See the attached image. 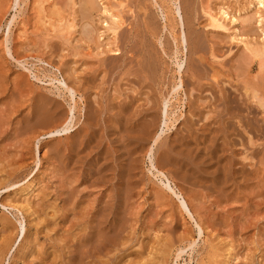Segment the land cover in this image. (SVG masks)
Here are the masks:
<instances>
[{"label": "rangeland", "instance_id": "1", "mask_svg": "<svg viewBox=\"0 0 264 264\" xmlns=\"http://www.w3.org/2000/svg\"><path fill=\"white\" fill-rule=\"evenodd\" d=\"M9 1H0V62H3L0 65L5 69L0 66V264H264V105L260 107L251 93L256 87L260 91V94L256 91L257 97H263L264 65L260 68L258 64L264 61V56L247 60L242 45L230 39L231 32L208 27L205 15L209 10L216 11L219 5L241 9L248 0H230L231 5L229 0H176L178 17L173 14L171 0H93L95 8L89 21L94 23L95 29L89 22L93 31L91 36L94 35L90 41L80 34L86 25L82 15L78 14L81 12L80 0H75L72 18L75 29L56 34L43 26L44 32L43 29L40 32L41 27L37 28L40 14L36 0L35 4L34 0H20L18 4L15 0ZM102 4L110 5L108 8L112 12L119 9L121 15L123 26L116 30L113 45H120L118 57L105 54V49L112 45H106L111 35L103 27L105 22L102 21H109L101 13ZM114 5L117 8L114 9ZM256 11L254 8L241 14L246 15L247 22L239 19L240 26L235 25L242 38L251 44H259L263 38L260 30L264 29V21L262 25L257 24ZM259 11L262 16L264 11ZM143 16H147L151 24ZM170 17H175L178 24L174 34L169 30ZM226 27L232 28L228 24ZM23 31L25 36L18 35ZM58 34L68 40L60 39ZM172 34L179 35V41H184L183 52L176 59L172 56ZM85 40L86 44H83ZM95 42L99 48L94 47ZM195 51L201 53L193 54ZM203 56L204 61L199 60ZM151 60L155 61L154 65ZM197 61L205 66L200 63L198 66ZM178 63L182 65L184 86L175 91ZM83 64H87L82 67L89 68L87 72L80 69ZM189 66L195 71L189 72ZM133 69L135 74L131 73ZM151 72L153 79L149 77ZM143 75H149L146 82ZM198 77L200 81L206 78L208 82L200 84ZM197 83L202 85L201 90H197ZM64 84L76 92L72 93V99ZM140 86L149 90L146 92L143 88L142 92ZM173 91L176 92L174 95ZM37 95L48 96L52 103L57 100L58 117L67 115L69 108L74 107L73 117L68 116H71L70 120L73 118L72 124L75 123L67 137L61 134L33 140L36 132L53 127H38L37 131L35 127L31 128ZM165 98H171L169 103L173 105L169 106L166 124L162 115ZM9 106L14 107L13 111H8ZM88 109L91 111H86ZM91 121L95 125L92 126ZM141 121L151 123L146 133L149 142L145 140V133L139 138ZM160 159L167 163L164 162L160 170L163 176L152 168ZM182 197L189 204L193 218L179 207Z\"/></svg>", "mask_w": 264, "mask_h": 264}, {"label": "bare ground", "instance_id": "2", "mask_svg": "<svg viewBox=\"0 0 264 264\" xmlns=\"http://www.w3.org/2000/svg\"><path fill=\"white\" fill-rule=\"evenodd\" d=\"M0 1H2V0H0ZM8 1V0H7ZM11 1V0H10ZM9 1V2H10ZM13 2H17V4L20 2V0H12ZM24 1V0H23ZM49 1H51V0H36V9H37V12H39V14L40 15H38V16H40V18L38 17V19H39V21H36L37 23H36V25L38 26L37 28L39 29L40 27H41V29H39L40 30V32H41V30L44 28L45 30L47 29L49 32H51V34L53 33V34H56V33H59V32H61V31H65V32H67V31H69V29H72V30H74L75 28V20H73L72 18H73V16H74V14H75V11H74V7H75V0H58V1H60V2H58L57 0H52L51 2H49ZM57 1V2H56ZM95 1V0H94ZM93 0H80V2H81V4L79 3V5H80V13H78V14H81L82 15V18H83V20H84V22H86V25L85 26H83L82 28H83V30L82 29H80V30H82L81 31V33L80 34H83V36H84V38L85 39H88L89 40V38L90 37H92L91 35H92V33H93V31L91 30V26L90 25H88V23L90 22L89 21V18L91 19V18H93V17H90L91 16V13H92V11L94 10V6H95V2H94ZM102 1V0H101ZM100 1V2H101ZM164 1V0H163ZM170 1V0H169ZM168 1V2H169ZM222 1H224V0H222ZM226 2H227V0H225ZM234 1V0H233ZM243 1H245V0H243ZM33 3L35 2V0L34 1H32ZM120 2V1H119ZM122 2V1H121ZM142 2V1H141ZM166 2V1H165ZM232 2V1H231ZM231 2H230V0H229V2L228 3H230V5H231ZM21 3V2H20ZM23 3V2H22ZM220 3V2H219ZM3 4V3H2ZM35 4V3H34ZM44 4H46V6H44ZM58 4H60V5H58ZM122 4V3H121ZM164 4H166V3H164ZM170 4L173 6V14H175V15H177V17L179 16V14H178V9H177V7H176V0H171V2H170ZM170 4H169V7H171L172 8V6H170ZM223 4H227V3H223ZM233 4V3H232ZM234 4H236V3H234ZM16 5V4H15ZM78 5V6H79ZM118 5V4H117ZM116 5V6H117ZM120 5V4H119ZM229 5V4H228ZM241 5V4H240ZM243 5V4H242ZM2 6V5H1ZM3 6H5L6 8L5 9H7V6H6V4L4 5L3 4ZM12 6V5H11ZM110 6V5H109ZM108 6V7H109ZM121 6V5H120ZM136 6V5H135ZM141 6V5H140ZM144 6V5H143ZM164 6V5H163ZM220 6V5H219ZM217 6L218 8L217 9H215L216 11H211V10H209V11H205L206 13H205V15L207 16V20H208V24L209 25H207L208 27L210 26V28H213L214 30L215 29H218V30H224V31H229V33L231 32V35H230V39L232 40V41H234V42H236L237 44H241L242 45V47H243V51H245L244 53H247V55L248 56H245V57H248L247 58V60H251L252 61V59H256V58H258V59H260V57L261 58H263L262 56H264V27H262V29L263 30H260L261 32V35H262V37L263 38H261V44L259 43V44H256V43H250L249 41H248V39L247 40H245L244 38H242L243 37V35L242 34H240L239 33V30H238V28H236V24L238 23V21H239V19H242L241 21H246V15H245V17H243V15H241V14H244V13H246V12H248V10H250V9H256L257 8V11L254 13V15H256L257 16V14H258V16H257V24L258 25H262L263 23H262V21H264V14L261 16L260 15V9L261 10H263L264 11V0H248V2H246V4H245V6L243 5V7L240 9H238V10H232V9H230L229 8V6H226V5H222V6ZM101 7H102V14L104 15V16H106L107 18H108V21H109V23L107 22V21H102V23L104 24V22H105V24L103 25V27H105V32L108 34H110L111 35V40L110 39H108V41H106V45H112V47L111 46H109L108 47V49L106 50L105 49V54H107V53H109V54H111V55H113V56H119V54H120V52H119V48H120V45H115V46H113L114 45V42H115V34H116V30L121 26V18H120V16L121 15H119V13H118V11H119V9H118V11L116 12V9L115 8H117V7H115V5L113 6V8L115 9V12L113 11H111L110 9L111 8H108L107 6H103V4L101 5ZM236 7H237V5H236ZM8 8H11L10 7V4H8ZM79 8H78V10H79ZM136 8V7H135ZM143 8V7H142ZM1 9V8H0ZM3 9V8H2ZM113 9V10H114ZM130 9V8H129ZM162 9H164V8H162ZM67 10H71V12L69 11V13L67 12L66 13V11ZM100 10V11H101ZM131 10V9H130ZM20 11V10H19ZM144 11V10H143ZM171 11V10H170ZM134 12V11H133ZM146 12V11H145ZM167 12V11H166ZM3 13V12H2ZM141 13H143V12H141ZM170 13V12H169ZM250 13H251V11H250ZM264 13V12H263ZM145 13H143V15H144ZM249 14V13H248ZM252 15H253V12L251 13ZM250 14V15H251ZM138 15V14H137ZM171 15V14H170ZM139 16V15H138ZM171 16H173V15H171ZM241 16V17H240ZM248 16V15H247ZM255 16V17H256ZM140 17V16H139ZM164 17H165V15H164ZM71 18V19H70ZM138 18V17H137ZM142 18H144V16L142 17ZM141 18V19H142ZM145 18H147L146 20H145ZM144 18V20L145 21H148V17L146 16ZM166 18V17H165ZM171 18V17H170ZM249 18V17H248ZM252 18V17H251ZM254 18V17H253ZM252 18V19H253ZM74 19H77V18H74ZM92 20V19H91ZM138 20V19H137ZM166 20V19H165ZM169 20V19H168ZM176 19H175V17H173V18H171V28L169 29V28H167V29H169V30H171L172 31V33L174 32V29H175V26H178V24H176V21H175ZM249 20V19H248ZM73 21H74V23H73ZM79 21V20H78ZM98 21H99V19H98ZM143 21V20H142ZM92 22V21H91ZM91 22H90V24H91ZM138 22H139V20H138ZM138 22H137V24H138ZM149 23H150V21H148ZM167 22V21H166ZM169 22V21H168ZM224 22H226L228 25H229V27L231 26L232 28H227L226 27V25H224L223 23ZM247 22V21H246ZM35 23V22H34ZM78 23V22H77ZM80 23V22H79ZM123 23H125V21H123ZM140 23H142L141 21H140ZM145 23V22H144ZM262 23V24H261ZM92 24H94V23H92ZM91 24V25H92ZM136 24V25H137ZM151 24V23H150ZM247 24V23H246ZM19 25H21V23H19ZM26 25V24H25ZM35 25V24H34ZM35 25V26H36ZM39 25H41V26H39ZM166 25V24H165ZM238 25H239V23H238ZM42 26H43V28H42ZM81 26V25H80ZM89 26V27H88ZM93 26V25H92ZM123 26V25H122ZM121 26V27H122ZM141 26V25H140ZM145 26V25H144ZM168 26V25H167ZM166 26V27H167ZM240 26V25H239ZM74 28V29H73ZM93 28H94V26H93ZM132 28V27H131ZM138 28H139V25H138ZM148 28H150V27H148ZM260 28V27H259ZM42 30L43 32L45 31V30ZM95 29V28H94ZM141 29H142V27H141ZM147 29V28H146ZM145 29V30H146ZM150 29H152V28H150ZM245 29V28H244ZM24 30H25V26H24ZM143 30V29H142ZM141 30V31H142ZM29 31H31V30H29ZM28 31V32H29ZM130 31H131V29H130ZM137 31V30H136ZM141 31H140V34H142L141 33ZM153 31V30H152ZM152 31H151V33H152ZM155 31V30H154ZM223 31V32H224ZM244 31V30H243ZM28 32H26V33H28ZM31 32H34V30H32ZM39 32V31H38ZM42 32V33H43ZM75 32V31H74ZM73 32V33H74ZM96 32V31H95ZM99 32H100V30H99ZM101 32H103L104 33V30H102ZM134 32V31H133ZM132 32V33H133ZM148 32V31H147ZM242 32V31H241ZM25 32L23 31V32H21V34H19L18 33V35H24L25 36V34H24ZM48 33V32H47ZM97 33V32H96ZM119 33V32H118ZM117 33V34H118ZM155 33H157L156 31H155ZM155 33L153 34V35H155ZM35 34V33H34ZM38 34V33H37ZM44 34V33H43ZM50 34V33H49ZM63 34V33H62ZM68 34V33H67ZM71 34H72V32H71ZM75 34V33H74ZM100 34V33H99ZM106 34V35H107ZM143 34H145V33H143ZM150 34V33H149ZM174 34V33H173ZM172 34V42H173V46H174V51H173V57L176 59L177 57H178V55H180V53H182L183 51H181L182 50V48H183V45H184V41H179V35H173ZM30 35V34H29ZM33 35V34H32ZM45 35H47L48 36V34H46L45 33ZM73 35V34H72ZM133 35V34H132ZM153 35L151 34V36H152V38H153ZM20 36V37H21ZM53 36V35H52ZM52 36H50V38H52ZM58 36H59V34H58ZM67 36V35H66ZM140 36V35H139ZM138 36V37H139ZM146 36V34L143 36V37H145ZM159 36V35H158ZM181 36V35H180ZM49 37V36H48ZM60 37V36H59ZM64 37H65V35H64ZM80 37V36H79ZM97 36H95V38H96ZM142 37V38H143ZM19 38V37H18ZM23 38V37H22ZM28 38V37H27ZM70 38H71V35H70ZM73 38V37H72ZM83 38V39H84ZM92 38H94V35H93V37ZM91 38V39H92ZM98 38H100V37H98ZM97 38V39H98ZM115 38V39H114ZM155 38H156V36H155ZM154 38V39H155ZM181 38V37H180ZM17 39V38H16ZM31 39V38H30ZM35 39V38H34ZM60 39H65V40H68L67 39V37L66 38H62V36L60 37ZM82 39V38H81ZM106 39V40H107ZM149 39V38H148ZM19 40H20V38H19ZM28 40V39H27ZM70 41H71V39H69ZM96 40V39H95ZM110 40V41H109ZM137 40V39H136ZM143 40H144V38H143ZM153 40V39H152ZM22 41H24V39L22 40ZM46 41V40H45ZM73 41H75V40H73ZM78 40H76L75 42H77ZM82 41V40H81ZM90 41V40H89ZM97 41V40H96ZM117 41V40H116ZM149 41V40H148ZM156 41V40H155ZM42 42V41H41ZM66 42V41H65ZM65 42H63V43H65ZM67 42H69V41H67ZM88 42V41H87ZM93 42V40H91V43ZM143 42V41H142ZM147 42V41H146ZM150 42V41H149ZM159 42V41H158ZM24 43V42H23ZM29 43V42H28ZM34 43H35V40H34ZM45 43L46 42H44L43 41V46H46L45 45ZM144 43H145V40H144ZM143 43V44H144ZM155 43V42H154ZM30 44H31V46H33L32 45V42H30L29 43V46H30ZM47 44V43H46ZM70 44V43H69ZM83 44H86V40L84 41V43ZM89 44V43H88ZM95 44H96V46H95ZM95 44H94V47H96V48H99V45H97V43L95 42ZM140 44V43H139ZM151 44H152V42L150 43V47H151ZM63 45V44H62ZM136 45H137V43H136ZM147 45V44H146ZM156 45V44H155ZM28 46V45H27ZM30 46V47H31ZM67 46H68V43H67ZM119 46V47H118ZM143 46V45H142ZM195 46V45H194ZM34 47V46H33ZM48 46H46L45 48H47ZM51 47V46H50ZM139 47V46H138ZM153 47V46H152ZM157 47V46H156ZM162 47V46H161ZM166 47H168L169 49H170V47L169 46H166ZM15 48V47H14ZM17 48V47H16ZM29 48V47H28ZM132 48H134V47H132ZM131 48V49H132ZM163 48H164V46H163ZM18 49V48H17ZM24 49H26V48H24ZM89 49V48H88ZM141 49V48H140ZM145 49H146V47H145ZM153 49V48H152ZM156 49V48H155ZM168 49V50H169ZM97 50V49H96ZM130 50V49H129ZM148 50V49H147ZM161 50V49H160ZM164 50H167V49H164ZM163 49L161 50V51H164ZM194 50H196V49H194ZM76 51V50H75ZM88 51V50H87ZM132 51H134V50H132ZM143 51V50H142ZM156 51V50H155ZM160 51V52H161ZM198 51H199V49H198ZM198 51H195L193 54H197V53H199ZM64 52V51H63ZM74 52V51H73ZM128 52V51H127ZM131 52V51H130ZM145 52V51H144ZM158 52V51H157ZM15 53V52H14ZM89 53V52H88ZM103 53V52H102ZM132 54H133V52H131ZM137 53V52H136ZM138 53H139V51H138ZM138 53H137V56H138ZM142 53V52H141ZM168 53H169V51H168ZM191 53H192V51H191ZM201 53V52H200ZM199 53V54H200ZM63 54V53H62ZM68 54V53H67ZM71 53L69 52V55H70ZM77 54V53H76ZM109 54H107V55H109ZM131 54V55H132ZM144 54V53H143ZM147 55L149 54L148 52L146 53ZM145 54V55H146ZM150 54H151V52H150ZM155 54V53H154ZM95 55H97V54H95ZM99 55V54H98ZM110 55V58L112 57ZM134 55H135V52H134ZM163 55H165L164 53H163ZM169 55H170V53H169ZM198 55V54H197ZM204 55V54H203ZM212 55V54H211ZM242 55H243V53H242ZM5 56V55H4ZM72 56H73V54H72ZM126 56V55H125ZM141 56V55H140ZM139 56V57H140ZM155 56V55H154ZM160 56H162V55H160ZM168 56V55H167ZM206 56V55H205ZM205 56H203V58H201V57H199V60H201V61H204L203 59H205ZM70 57H71V55H70ZM75 57V56H74ZM87 58H88V56H86ZM89 57H91L90 56V54H89ZM99 57V56H98ZM132 57V56H131ZM147 57V56H146ZM146 57H145V59H146ZM155 57H157V56H155ZM244 56H243V58H245ZM66 58V57H65ZM84 58V57H83ZM101 58V57H100ZM116 58V57H115ZM144 58V57H143ZM148 58V57H147ZM242 58V57H241ZM3 59V58H2ZM16 59V58H15ZM76 59V58H75ZM107 59V58H106ZM106 59H103V60H106ZM131 59H133V57L131 58ZM151 59H152V57H151ZM196 59H198V57H196ZM239 59H240V57H239ZM5 60V59H4ZM84 60V59H83ZM129 60V59H128ZM134 60V59H133ZM156 60H158V59H156ZM241 60V59H240ZM132 61V60H131ZM143 61V60H142ZM149 60H146V62H148ZM153 60H151V62H152ZM260 61V60H259ZM64 62V61H63ZM62 62V63H63ZM85 62H87V61H85ZM92 62V61H91ZM90 62V63H91ZM103 62V61H102ZM136 61L134 60V63H135ZM154 62L155 61H153V65H154ZM198 62V61H197ZM0 63H3V62H0ZM7 63V62H6ZM90 63H89V65H90ZM128 63H130V62H128ZM132 63H133V61H132ZM133 63V65H135ZM157 63V62H156ZM160 63V62H159ZM165 63V62H164ZM200 62H198L197 64H199ZM251 62H248L247 64H250ZM257 63V62H256ZM60 64V63H59ZM72 64L75 66V64L72 62ZM77 64V63H76ZM79 64V63H78ZM137 64V63H136ZM145 64V63H144ZM143 63H142V66L144 65ZM151 64V63H150ZM166 64V63H165ZM165 64H163V65H165ZM200 64H202V63H200ZM200 64L198 65V66H200ZM246 64V65H247ZM4 65H6V64H4ZM62 65V64H61ZM84 66H81L80 67V69L81 70H85L86 72H87V70L89 69V68H87V69H85V68H82V67H86L87 66V64H83ZM102 65H104L103 63L101 64V67L103 68L104 66H102ZM138 65H140V62H138ZM156 65H158V64H156ZM161 65V64H160ZM167 65V64H166ZM191 65V64H190ZM203 66H205L204 64H202ZM262 65H264V61L263 60H261V62H259V64H258V66L261 68L262 67ZM0 66H2V65H0ZM91 66V65H90ZM145 67L147 66V64H145L144 65ZM65 67V66H64ZM76 67V66H75ZM92 67V66H91ZM95 67V66H94ZM101 67H99V70L101 69ZM132 66H131V64L129 65V69L131 68ZM135 67V66H134ZM147 67H149V66H147ZM151 67V66H150ZM162 67V66H161ZM166 67V66H165ZM164 67V68H165ZM176 67H177V71H176V75L177 76H179L178 77V80H177V83L175 84V91H179V90H181L182 89V83L184 82L182 79H181V69H182V65L181 64H176ZM190 67V71L189 72H191L192 70L193 71H195L194 69H192L191 70V66H189ZM193 67V66H192ZM249 67V66H248ZM1 68V67H0ZM2 68H3V66H2ZM62 68H63V66H62ZM97 68H98V66H97ZM153 68H155V67H153ZM156 68H159L158 66L156 67ZM155 68V69H156ZM167 68V67H166ZM195 68V67H194ZM247 68V67H246ZM4 69V68H3ZM94 68H92V70H93ZM104 69V68H103ZM141 69V68H140ZM142 69H145L144 67L142 68ZM151 69V68H150ZM153 70V74H154V72L157 70ZM161 69V68H160ZM249 69V68H248ZM5 70V69H4ZM3 70V71H4ZM92 70H89V72L90 71H92ZM97 70V69H96ZM99 70H98V72H99ZM102 70V69H101ZM126 70V69H125ZM146 70V69H145ZM149 70V69H148ZM147 70V71H148ZM166 71H167V69H165ZM164 70V71H165ZM3 71H1V72H3ZM85 71L83 72V73H85ZM108 71V70H107ZM142 71V70H141ZM163 71V72H164ZM168 71H169V69H168ZM167 71V72H168ZM263 71V70H262ZM68 71L67 70H65V73H67ZM82 72V71H81ZM92 72H94V71H92ZM97 72V73H98ZM134 72V69L131 71V73H133ZM148 72H150V71H148ZM163 72H161L160 74H162L163 75ZM204 72H205V70H204ZM260 72H261V69H260ZM83 73H81V74H83ZM100 73H102V72H100ZM143 74H146V73H144V72H142ZM166 73V72H165ZM172 73H173V70H172ZM185 73V72H184ZM19 74V73H18ZM79 74H80V72H79ZM78 74V75H79ZM88 74V73H87ZM91 74H93V73H91ZM96 74V73H95ZM125 74V73H124ZM134 74H135V72H134ZM149 74V73H148ZM152 74V72L150 73V78H152L153 79V77H151V76H153V74ZM168 74V73H167ZM174 74V73H173ZM187 74H189V73H187ZM194 74V73H193ZM192 73H191V75H193ZM199 74V73H198ZM217 74V73H216ZM215 74V75H216ZM1 75V74H0ZM17 75V74H16ZM15 75V76H16ZM70 75V74H69ZM84 75V74H83ZM86 75V74H85ZM103 74H101V76H102ZM126 75V74H125ZM124 75V76H125ZM133 75V74H132ZM170 75H171V73H170ZM195 75H197V72H196V74ZM203 75V74H202ZM202 75H200V76H202ZM213 75H214V73H213ZM226 75V74H225ZM19 76V75H18ZM24 76V74L22 75V77ZM65 76V75H64ZM68 76V75H67ZM82 76V75H81ZM91 75H89L88 77H90ZM138 76V75H137ZM142 76V75H141ZM148 76H144L143 75V80H144V82H146V80L148 79ZM188 76V75H187ZM208 76V75H207ZM12 77H14L13 75H12ZM71 77V76H70ZM92 77V76H91ZM94 77V76H93ZM126 77V76H125ZM161 77V76H160ZM163 77V76H162ZM213 77V76H212ZM228 77V76H227ZM25 78V77H24ZM73 78H75V77H73ZM128 78H129V75H128ZM190 78V77H189ZM195 78V77H194ZM196 78H197V76H196ZM195 78V79H196ZM199 78V77H198ZM202 78V77H201ZM204 78V77H203ZM208 78H209V76H208ZM216 77L214 76L213 77V79L216 81L217 79H215ZM217 78H219V77H217ZM70 79V78H69ZM88 79V78H87ZM90 79V78H89ZM130 79V78H129ZM134 79V78H133ZM142 79V78H141ZM155 79V78H154ZM159 79V78H158ZM162 79V78H161ZM212 79V78H211ZM11 80V79H10ZM15 80H17V79H15ZM74 80V79H73ZM72 80V81H73ZM80 80V79H79ZM91 80V79H90ZM150 81H152L151 79H149ZM148 80V81H149ZM191 80V79H190ZM194 79H192V81H193ZM198 80V79H197ZM205 80H206V78H205ZM204 79H203V82L205 81ZM219 80H221V79H219ZM227 80V79H226ZM230 80V79H229ZM8 81V80H7ZM12 81V80H11ZM75 82L76 81H78V80H74ZM73 81V82H74ZM81 81V80H80ZM101 81V80H100ZM148 81H147V84H148ZM149 81V82H150ZM155 81V80H154ZM153 81V82H154ZM161 81H163V80H161ZM169 81V80H168ZM174 81V80H173ZM172 81V82H173ZM199 81H200V78H199ZM213 81V80H212ZM228 81V80H227ZM27 82V81H26ZM69 82V81H68ZM74 82V83H75ZM82 82V81H81ZM83 82H85V81H83ZM135 82V81H134ZM139 82V81H138ZM153 82H151V84L153 83ZM166 82V81H165ZM196 81H194V82H192V83H195ZM201 83L200 84H203V82H202V80L200 81ZM205 82H208V81H205ZM1 83V82H0ZM14 83H15V81H14ZM78 83H79V81H78ZM127 83V82H126ZM132 83V82H131ZM157 83V82H156ZM155 83V84H156ZM164 82H162V84H163ZM171 83V82H170ZM173 83H175V82H173ZM11 84V83H10ZM83 84V83H82ZM154 83H153V85H155ZM210 84H212V83H210ZM210 84H208L209 86H210ZM215 84H216V82H215ZM217 84H218V82H217ZM216 84V85H217ZM65 85V84H64ZM80 85H81V83H80ZM84 85H87V84H84ZM96 85V84H95ZM94 85V86H95ZM168 85V84H167ZM193 85V84H192ZM195 85V84H194ZM207 85V86H208ZM215 85V86H216ZM254 85H255V83H254ZM0 86H1V84H0ZM4 86H5V84H4ZM136 86V85H135ZM139 86V85H138ZM152 86V85H151ZM150 86V87H151ZM174 86V85H173ZM184 86V85H183ZM196 86H197V90H198V88L201 90L202 89V85H199L198 83L196 84ZM204 86V85H203ZM207 86H206V88H207ZM213 86V85H212ZM218 86H219V84H218ZM259 86V85H258ZM33 87V86H32ZM65 88V90L66 91H68L69 92V94H70V92H71V99H72V93L74 92V94L76 93L75 91H73V89L70 87H68L67 85H65L64 86ZM81 87V86H80ZM91 87V86H90ZM131 87V86H130ZM141 87V86H140ZM153 87V86H152ZM155 87H158V86H155ZM154 87V88H155ZM163 87V86H162ZM161 87V88H162ZM169 87H170V85H169ZM217 87V86H216ZM220 87V86H219ZM218 87V88H219ZM245 87H246V84H245ZM252 87V86H251ZM260 87V86H259ZM86 88V87H85ZM96 88V87H95ZM144 88V87H143ZM142 87H141V89H140V91H142V89H143ZM149 88V87H148ZM167 88V87H166ZM204 88V87H203ZM221 88V87H220ZM246 88H248V87H246ZM256 88V87H255ZM254 88V89H255ZM261 88V87H260ZM8 89V88H7ZM11 88H9V90H10ZM94 89V88H93ZM118 89V88H117ZM128 89V88H127ZM145 89V88H144ZM151 89V88H150ZM196 89V88H195ZM253 89V88H252ZM251 89V90H252ZM252 90L251 91V93H252V98L254 99H256L257 100V103H258V105L261 107V105H264V104H262V102H264V90H262L261 92H262V94H263V97L262 96H260V98L259 97H257V95H256V91L257 92H259V94H260V91L258 90V88H256L255 90ZM262 89H263V86H262ZM5 90V89H4ZM15 90V89H14ZM24 90H26V89H24ZM83 90V89H82ZM84 90H86V89H84ZM83 90V91H84ZM90 90V89H89ZM121 90V89H120ZM138 90V89H137ZM146 90V89H145ZM147 90H149V89H147ZM147 90H146V92H147ZM152 90V89H151ZM150 90V91H151ZM155 90V89H154ZM159 90H162V89H159ZM158 90V91H159ZM166 90H168V89H166ZM212 90V89H211ZM218 90V89H217ZM217 90H215L216 92H217ZM248 90V92H249V90L250 89H247ZM246 90V91H247ZM6 91V90H5ZM11 91V90H10ZM91 91V90H90ZM94 91H96V89H94ZM98 91V90H97ZM115 91V90H114ZM132 91H133V89H132ZM131 91V92H132ZM135 91H136V89H135ZM149 91V92H150ZM156 91V90H155ZM163 91H165V89L163 90ZM175 91H173V95L176 93ZM20 92V91H19ZM27 92V91H26ZM99 92V91H98ZM101 92V91H100ZM128 92V91H127ZM130 92V93H131ZM143 92V91H142ZM148 92V93H149ZM162 92V91H161ZM166 92V91H165ZM175 92V93H174ZM222 91H220V90H218V93H221ZM8 92H6V94H7ZM28 93V92H27ZM31 93V92H30ZM93 93V92H92ZM95 93V92H94ZM119 93V92H118ZM141 93V92H140ZM148 93H147V95H148ZM156 93V92H155ZM160 93V92H159ZM187 93V92H186ZM40 94H41V91H40ZM127 94V93H126ZM145 94V93H144ZM158 94V93H157ZM222 94V93H221ZM220 94V95H221ZM223 94H224V91H223ZM246 94V93H245ZM10 94H8V96H9ZM19 95H20V93H19ZM22 95H23V93H22ZM26 95H28V94H26ZM43 95V94H42ZM42 95H37V97H36V105H35V109H34V111H33V114H32V126H31V128L32 127H35L36 128V131H37V128L39 127H50V126H53V127H51L52 129H50L49 127V129L50 130H48V131H45V132H36V136L33 138V140H37V141H40V139L39 138H41V137H44V136H49V137H54V136H60L61 134H63V137H65L68 133H69V131L71 130V128L73 127V124L75 123V121H74V123L72 124V119L70 120L69 118L72 116L73 117V111H74V107H72V108H69V111H68V114L67 113H65V114H67V115H65V116H62V114L60 115V117H58V116H56L58 113H59V111H60V109H59V106H58V104L56 103V101H53L54 103H52L51 102V100H50V102H49V99H48V96H42ZM59 95H60V93H59ZM69 95V96H70ZM84 95V94H83ZM117 95V94H116ZM115 94H114V96H116ZM138 95H140V94H138ZM142 95V94H141ZM165 95V94H164ZM163 95V96H164ZM166 95H168V94H166ZM190 95V94H189ZM92 96H94V95H92ZM98 96V95H97ZM100 96V95H99ZM159 96V95H158ZM157 96V97H158ZM188 96V95H187ZM223 96V95H222ZM20 97V96H19ZM23 97V96H22ZM28 97V96H27ZM31 97V96H30ZM29 97V98H30ZM35 97V96H34ZM82 97V96H81ZM80 97V98H81ZM113 97V96H112ZM131 97V96H130ZM166 97V96H165ZM262 97V98H261ZM113 98H115V97H113ZM120 98V97H119ZM140 98H142V97H140ZM153 98V97H152ZM162 98V97H161ZM223 98H224V96H223ZM17 99V98H16ZM33 98H31L30 100H32ZM52 99V98H51ZM84 99V98H83ZM123 99V98H122ZM163 99V98H162ZM169 99H171V98H169ZM169 99L168 100H166V98L164 99L165 101L163 102V106H162V109H163V118H164V124H166L165 123V120H166V118H167V114H168V109H169V106H170V103H169ZM225 99V98H224ZM18 100V99H17ZM25 100V99H24ZM24 100H23V102H24ZM92 100V99H91ZM112 100V99H111ZM7 101H9V100H7ZM6 101V102H7ZM84 101V100H83ZM89 100H87V102H88ZM93 101V100H92ZM107 101V100H106ZM114 101H116V100H114ZM145 101H146V99H145ZM189 101V100H188ZM193 101V100H192ZM203 101V100H202ZM15 102V101H14ZM86 102V101H85ZM90 102V101H89ZM136 102V101H135ZM12 103V102H11ZM19 103L20 104H22V102H21V100L19 101ZM30 103V102H29ZM60 103V102H59ZM75 103V102H74ZM110 103V102H109ZM114 103V102H113ZM132 103V102H131ZM138 103V102H137ZM147 104H148V102H146ZM177 103V102H176ZM225 103V102H224ZM16 104H17V102H16ZM27 104V103H26ZM25 104V105H26ZM52 104H54V107H53V105ZM87 104V103H86ZM115 104V103H114ZM144 104H145V102H144ZM197 104V103H196ZM228 104V103H227ZM6 105V104H5ZM17 105H19V104H17ZM60 105V104H59ZM74 105V104H73ZM91 105H92V103H91ZM191 105V104H190ZM198 105V104H197ZM16 105H14V107H15ZM30 106V105H29ZM161 106V105H160ZM173 106V105H172ZM172 106H170V108L172 107ZM196 106V105H195ZM194 106V107H195ZM11 109L10 110H8V111H13L12 110V107L13 106H9ZM13 107V108H14ZM21 107V106H20ZM19 107V108H20ZM22 107H24L23 105H22ZM32 107V106H31ZM76 107V106H75ZM200 107V106H199ZM18 108V110H20ZM85 108H86V106H85ZM84 108V109H85ZM90 108V107H89ZM103 108V107H102ZM191 108H192V106H191ZM216 108V107H215ZM214 108V109H215ZM5 109V108H4ZM15 109H17V108H15ZM24 109V108H23ZM27 109V108H26ZM76 109H77V107H76ZM91 109V108H90ZM98 109V108H97ZM104 110H105V108H103ZM187 109V108H186ZM200 109V108H199ZM198 109V110H199ZM22 110V109H21ZM25 110V109H24ZM93 110V109H92ZM99 110H101V109H99ZM195 110V109H194ZM193 110V111H194ZM7 111V112H8ZM86 111H91V110H86ZM2 112V111H1ZM16 112V111H15ZM64 112V111H63ZM107 112H110V111H107ZM137 112V111H136ZM197 112V111H196ZM25 113V112H24ZM187 113V112H186ZM207 113V112H206ZM205 113V114H206ZM71 115L70 117L68 116V115ZM84 114H86L85 112H84ZM88 114V113H87ZM7 115V114H6ZM9 115H10V113H9ZM29 115V114H28ZM89 115V114H88ZM90 115H91V112H90ZM207 115V114H206ZM87 116V115H86ZM104 116H105V114H104ZM234 116V115H233ZM6 117V116H5ZM29 117V116H28ZM56 117H58V118H56ZM216 117V116H215ZM7 118H9V117H7ZM16 118V117H15ZM56 118V123L54 124V119ZM85 118H88V117H85ZM89 118H90V116H89ZM206 118V117H205ZM212 118H214V117H212ZM223 118V117H222ZM2 119H3V116H2ZM91 119V118H90ZM89 119V120H90ZM209 119V118H208ZM211 119V118H210ZM1 120V119H0ZM77 121H78V119H76ZM92 120H94V119H92ZM191 120H192V118H191ZM203 120V119H202ZM3 121V120H2ZM171 121V120H170ZM169 121V122H170ZM201 121V120H200ZM219 121V120H218ZM5 122V121H4ZM16 122V121H15ZM89 122V121H88ZM87 122V123H88ZM93 121H91V123H92ZM142 123H143V121H141ZM157 122V121H156ZM194 122V124H195V121H193ZM213 122V121H212ZM83 123H86V122H83ZM82 123V124H83ZM90 123V124H91ZM200 123V122H199ZM211 122H209L208 124H210ZM216 123V122H215ZM220 123V122H219ZM21 124V123H20ZM19 124V125H20ZM89 124V125H90ZM108 124V123H107ZM106 124V125H107ZM124 124V123H123ZM154 124V122H152V125ZM168 124H170V123H168ZM224 124V123H223ZM17 125V124H16ZM19 125H17V126H19ZM81 125V124H80ZM88 125V124H87ZM87 125H86V127H87ZM92 126L93 125H95V122H94V124L92 123L91 124ZM90 125V126H91ZM216 125H217V123H216ZM2 126V125H1ZM4 126V125H3ZM6 126V125H5ZM13 126V125H12ZM16 126V127H17ZM140 126V125H139ZM82 127H84V126H82ZM81 127V128H82ZM105 127V126H104ZM150 127H151V123L150 122H144L143 124H141V126H140V137L139 138H141L143 135H144V133L146 134L147 133V130H149L150 129ZM202 127V126H201ZM210 127V126H209ZM5 128H7V127H5ZM27 128H30V127H27ZM30 128V129H31ZM87 128H89V127H87ZM86 128V129H87ZM187 128V127H186ZM207 128V127H206ZM8 129V128H7ZM15 129V128H14ZM29 129V130H30ZM78 129H79V127H78ZM84 129V128H83ZM204 129V128H203ZM43 130V129H42ZM92 130V129H91ZM7 131V130H6ZM15 131V130H14ZM13 131V132H14ZM26 131V130H25ZM32 131H34V130H32ZM39 131H41V130H39ZM44 131V130H43ZM89 131V130H88ZM155 131V130H154ZM204 131V130H203ZM229 131V130H228ZM21 132V131H20ZM208 132V131H207ZM17 133V132H16ZM15 133V134H16ZM33 133V132H32ZM35 133V132H34ZM85 133H87V132H85ZM89 133V132H88ZM155 133V132H154ZM213 133H215V132H213ZM220 133V132H219ZM23 134V133H22ZM71 134V133H70ZM8 135V134H7ZM12 135V133L10 134V136ZM25 135H27V134H25ZM35 135V134H34ZM33 135V136H34ZM65 135V136H64ZM82 135H85V134H82ZM147 135V134H146ZM209 135H210V133H209ZM214 135V134H213ZM9 136V137H10ZM81 136V135H80ZM148 136V137H147ZM146 136V138H145V140H147L148 142H149V134ZM152 136V135H151ZM150 136V137H151ZM13 137H15L14 136V134H13ZM67 137V136H66ZM215 137V136H214ZM12 138V137H11ZM23 138H25V137H23ZM30 138V137H29ZM81 138V137H80ZM85 138V137H84ZM153 138V137H152ZM60 139V138H59ZM65 139V138H64ZM215 139V138H214ZM32 140V141H33ZM80 140V139H79ZM85 140V139H84ZM155 141H156V139H155ZM192 141V140H191ZM11 142V141H10ZM65 142V141H64ZM126 142V141H125ZM154 142V141H153ZM174 142V141H173ZM231 142V141H230ZM12 143V142H11ZM19 143H21V140H20V142ZM74 143V142H73ZM69 144V143H68ZM75 144V143H74ZM78 144V143H77ZM173 144V143H172ZM11 145V144H10ZM14 145V144H13ZM15 145H17V144H15ZM62 145H63V143H62ZM65 145V144H64ZM122 145V144H121ZM20 146V145H19ZM70 146V145H69ZM73 146V145H72ZM16 147V146H15ZM74 147V146H73ZM77 147V146H76ZM133 147V146H132ZM173 147V146H172ZM21 148V147H20ZM125 148V147H124ZM185 148V147H184ZM188 148V147H187ZM186 148V149H187ZM19 149V148H18ZM38 149V148H37ZM107 149V148H106ZM122 149V148H121ZM5 150V149H4ZM79 150V149H78ZM1 151V150H0ZM3 151V150H2ZM18 151V150H17ZM23 151V150H22ZM124 151V150H123ZM10 152V151H9ZM17 153V152H16ZM20 153H21V151H20ZM91 153V152H90ZM118 153V152H117ZM170 153V152H169ZM3 154H4V152H3ZM2 154V155H3ZM13 154V153H12ZM130 154V153H129ZM18 155V154H17ZM16 155V156H17ZM4 156V155H3ZM12 156H10L9 158H11ZM26 157V156H25ZM4 159V158H3ZM16 159V158H15ZM21 159V158H20ZM82 159V158H81ZM233 159V158H232ZM8 160V159H7ZM7 160H6V162H7ZM18 160V159H17ZM23 160V159H22ZM9 161V160H8ZM10 161H14V160H11L10 159ZM103 161V160H102ZM164 162L166 163V160H162V159H160L159 160V162H158V164L156 165V166H153L152 168L154 169V171L159 175H161V176H163V173L160 171L162 168H163V164H164ZM9 163V162H8ZM17 163V162H16ZM233 163V162H232ZM77 164V163H76ZM167 164V163H166ZM8 167L7 168H9V165H7ZM14 166V165H13ZM4 167V166H3ZM175 167V166H174ZM173 167V168H174ZM12 168V167H11ZM164 168H166V167H164ZM169 168V167H168ZM15 169V168H14ZM171 169V168H170ZM15 171V170H14ZM1 173V172H0ZM12 177V176H11ZM4 179V178H3ZM5 180V179H4ZM93 180V179H92ZM2 181V180H1ZM8 181H9V179H8ZM94 182V181H93ZM4 183H5V181H4ZM32 185H34V184H32ZM27 187V186H26ZM25 187V188H26ZM35 187V186H34ZM24 188V189H25ZM23 191H25V190H23ZM127 191V190H126ZM30 192V191H29ZM128 192V191H127ZM158 192V191H157ZM156 194V193H155ZM160 194V193H159ZM179 196H181V194L179 195ZM22 197V196H21ZM26 197V196H25ZM156 197V196H155ZM161 197V196H160ZM164 197V196H163ZM181 198V197H180ZM17 199V198H16ZM162 199V198H161ZM18 200V199H17ZM156 200H158V199H156ZM10 201V200H9ZM25 201V200H24ZM27 201V200H26ZM160 201V200H159ZM163 201V200H162ZM180 201V206L179 207H181L182 208V210H183V212L185 211L187 214H188V216H190L191 218H193V214L190 212V210L188 209V205H187V203H186V201L183 199V197H182V199L181 200H179ZM164 202V201H163ZM12 203V202H11ZM10 203V204H11ZM27 202H25V204H26ZM160 203V202H159ZM28 204V203H27ZM13 205V204H12ZM20 205H21V203H20ZM179 205V204H178ZM12 207V206H11ZM23 209L24 210H26L24 207H23ZM28 209V208H27ZM184 212V213H185ZM185 213V214H186ZM189 217V218H190ZM89 219V218H88ZM192 221V220H191ZM97 222V221H96ZM97 224V223H96ZM4 225V224H3ZM89 227V226H88ZM84 229H85V227H83ZM96 228H97V225H96ZM99 228V227H98ZM97 228V229H98ZM86 229H87V227H86ZM89 229V228H88ZM198 229H200V227L198 226ZM200 230H202V229H200ZM78 232V231H77ZM82 232V231H81ZM83 233V232H82ZM80 234V233H79ZM76 235V234H75ZM101 235V234H100ZM83 236V235H82ZM98 236H99V234H98ZM101 237V236H100ZM5 238V237H4ZM75 239V238H74ZM71 240H73V238L71 239ZM81 240V239H80ZM97 240V239H96ZM98 240H100L101 241V239H98ZM97 240V241H98ZM102 240H104V239H102ZM107 240H108V238H107ZM107 240L105 241V242H107ZM8 241V240H7ZM94 241V240H93ZM102 242V241H101ZM97 243V242H96ZM5 244V243H4ZM102 244V243H101ZM93 245H95V243L93 244ZM92 245V246H93ZM91 246V247H92ZM103 246V245H102ZM6 247V246H5ZM8 247V246H7ZM10 247V246H9ZM86 247V246H85ZM90 247V246H89ZM99 248V247H98ZM85 249H87V247L85 248ZM91 249V248H90ZM9 250V249H8ZM7 250V251H8ZM110 250V249H109ZM5 251V250H4ZM84 251V250H83ZM87 251V250H86ZM88 251H90L89 249H88ZM98 251V250H97ZM108 252V251H107ZM113 252V251H112ZM91 253V252H90ZM81 254V253H80ZM108 254H110V252L108 253ZM85 255V254H84ZM89 255V254H88ZM97 255V252L95 253V256ZM101 257V256H100ZM103 258V257H102ZM162 258V257H161ZM234 258V257H233ZM83 258L81 257V260H82ZM90 259V258H89ZM93 259H95V258H92V260ZM100 259V258H99ZM98 260V259H97ZM101 260V259H100ZM232 260V259H231ZM79 261V260H78ZM99 261V260H98ZM108 261V260H107ZM228 262V261H227ZM89 263V262H88ZM232 263V262H231ZM91 264H93V263H91ZM96 264V263H95ZM107 264V263H106Z\"/></svg>", "mask_w": 264, "mask_h": 264}]
</instances>
